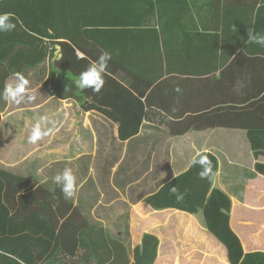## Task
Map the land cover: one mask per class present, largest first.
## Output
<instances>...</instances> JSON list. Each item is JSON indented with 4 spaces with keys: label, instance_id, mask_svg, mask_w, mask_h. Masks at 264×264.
<instances>
[{
    "label": "trees",
    "instance_id": "16d2710c",
    "mask_svg": "<svg viewBox=\"0 0 264 264\" xmlns=\"http://www.w3.org/2000/svg\"><path fill=\"white\" fill-rule=\"evenodd\" d=\"M5 14L16 28L0 33V125L9 113L4 85L20 72L39 90L33 96L81 95L85 111L102 115L98 135L108 123L113 140L106 152L97 153L94 175L90 166L82 170L87 179L80 189L76 183L69 200L54 183L55 175L46 183L30 178L28 161L21 169L0 165V264H135L132 205L183 173L197 152L171 151L186 135L188 113L197 109L184 98L168 118V106L156 95L172 78L162 68L171 58L185 66L178 73L188 79L200 73L198 67H211V74L227 64L241 45L251 46L249 34L264 32V0H0V15ZM57 45L62 48L58 60ZM105 51L112 59L102 90L77 88L80 73ZM232 140L217 155L228 173L226 190L238 196L236 180L257 175L241 168L245 152ZM85 160L91 162L92 155L78 162ZM240 189L246 192L244 183ZM92 195L97 198L90 205ZM106 208L116 213L110 224L101 217ZM158 231L165 242V229ZM241 264H264V252L247 254Z\"/></svg>",
    "mask_w": 264,
    "mask_h": 264
},
{
    "label": "crops",
    "instance_id": "0c3cea01",
    "mask_svg": "<svg viewBox=\"0 0 264 264\" xmlns=\"http://www.w3.org/2000/svg\"><path fill=\"white\" fill-rule=\"evenodd\" d=\"M260 35L264 36V32ZM55 59L60 57L56 55ZM195 66L196 61L190 68L195 69ZM184 67L183 64L174 65L170 58V62L162 69L172 78L159 88L160 92L156 91L160 104L168 106L166 112H170V119H173L174 114L171 108H176L181 99L185 98L188 107L194 106L197 109L195 113H188V121L184 125L186 135L172 143L171 151L205 152L209 155L215 175L211 180L201 179V169L189 166L183 173L162 185L157 192L132 205V261L139 264L137 257L140 258L141 253H137V250H151L152 243L153 247L160 250L163 237L158 230L171 223L173 238L175 235L179 237L181 233L186 236L185 248L198 247L194 240L188 238L194 224L197 229L194 227L193 231L205 234L203 238H207L208 233L212 242L223 247L218 248L207 241L209 247L205 251L200 250L203 256L198 264H241L247 253L264 252V46L255 43H251V46L241 45L227 64L212 69L211 74L208 73L211 67H198L200 73L196 72L186 79L178 73ZM15 82V79H11L9 84ZM29 87L31 93L39 92L37 87ZM189 90L192 92L185 96ZM75 94L74 97L64 99L46 96L45 100L42 98L45 94L42 97L36 94L32 102H8L9 113L3 115L0 125V165L21 169V163L28 161V176L37 178L41 183H46L68 167L75 175L80 189L87 179H83L82 170L90 166L89 175L95 174V162H100L96 155L107 151L113 133L107 123L98 135L97 128L103 121L102 115L93 109L85 111L83 97ZM112 101L116 103L120 100L113 98ZM122 102L128 105L130 100L123 97ZM26 104H32V107H21ZM14 105L19 108L11 112ZM41 116L47 117L46 122H41L42 131L47 134L35 144L30 143L29 139L21 142V137L31 135L32 127ZM118 127L116 124L117 135ZM99 137L104 139L101 141ZM229 139H233L234 147L241 148L240 153L245 152L247 162L240 165L241 168H249L257 175L252 179L240 176L236 180L238 196L226 190L223 179L229 181L228 173L222 172V161L217 155L219 151L224 152L225 149L219 148ZM86 155H92L91 162H78ZM57 167L58 172H53ZM192 171H195L194 175H190ZM201 180L207 185L203 192L206 194L204 200L215 203L212 205L209 201V204L198 206L199 210L190 211L184 208L189 204L187 195H191L190 192L197 185L200 186ZM243 183L246 192L240 189ZM173 186L183 195L180 202L174 203L176 196L171 194ZM87 198L91 205L97 196ZM92 212L95 214V209ZM114 213L106 208L101 217L106 224H110V221L114 222ZM171 216L173 219H170ZM180 216L184 218L183 221L187 220L182 230L178 224ZM243 226L248 227L243 229ZM178 255L179 252L173 253L167 264H179L176 258ZM160 257H163L161 252Z\"/></svg>",
    "mask_w": 264,
    "mask_h": 264
},
{
    "label": "clouds",
    "instance_id": "9594fccd",
    "mask_svg": "<svg viewBox=\"0 0 264 264\" xmlns=\"http://www.w3.org/2000/svg\"><path fill=\"white\" fill-rule=\"evenodd\" d=\"M16 25L5 15H0V33H7L15 30ZM249 42L264 46V36L259 34H249ZM112 59L111 53L105 51L98 60L89 64L87 69L80 73L79 78L75 81L77 88L81 90L91 89L93 92L99 93L104 87L108 61ZM15 77L14 84L6 83L3 88L2 98L4 101L14 104H20L22 102H32L35 97L31 94L29 87V80L20 72L13 73ZM180 91L179 88L176 89ZM47 117L41 116L39 121L32 127L31 135L28 137L30 143H37L42 139L47 132L42 131L41 122H46ZM206 151V150H205ZM190 166H198L201 171L199 176L201 179H208L215 175L213 172L212 162L209 159V155L205 152L197 151L196 154L189 161ZM54 183L60 187L61 192L66 200L72 199L75 196L77 187L76 180L72 170L66 167L61 173H58L53 178ZM171 194L176 196L177 202L183 199V195L179 193L178 189L173 186L171 188Z\"/></svg>",
    "mask_w": 264,
    "mask_h": 264
},
{
    "label": "rangeland",
    "instance_id": "374dc122",
    "mask_svg": "<svg viewBox=\"0 0 264 264\" xmlns=\"http://www.w3.org/2000/svg\"><path fill=\"white\" fill-rule=\"evenodd\" d=\"M20 123L22 125L24 124L23 119H21ZM25 139L28 140V136L25 135V136L20 138L21 142L24 141ZM194 174H195V171H192L190 173V175H194ZM200 186L197 185L196 188L190 192L191 195H189V194L187 195V196H189V198H188L189 204L184 208L195 212V210H197V209L199 210L198 206H200L201 204L202 205L205 203L209 204L210 200L209 201L204 200L206 194L203 193L204 190L206 189L207 185L204 182H202V180H201ZM175 202H177V201L174 199V203ZM214 203H215V201H210V204L213 205ZM163 215H166V214H163ZM172 216L170 217V219L171 218L173 219ZM174 216H175V218H177L176 215H174ZM183 219L184 218H182V216H180V219L178 221L179 226H181L180 227L181 230H182V227L185 224H187V220L183 221ZM194 227L197 229V226L195 224H194ZM194 227L191 230L192 234H190L188 238H190L191 240H194L195 244L198 247L189 248V249L187 247L185 248L184 245H185L186 236L184 237L182 233L180 234L179 237L175 235L176 239H174L175 237L174 238L172 237L173 231L171 228V223H169V224H166L162 228L165 229V233L167 234V238H168V236H171V238H168V239H166L165 242H163L164 246L162 245V248H160V250L158 247H156V248L153 247L154 243H152V249L151 250H150V248L146 249V251H144L143 249L137 250V253H141L140 258L137 257V262L139 264H161V263L167 264V263H169L171 255L173 253L179 252V255L176 257L179 260V264H191V263L198 264V261L203 256V254L200 250L205 251L204 249L207 250L209 247L206 244L207 241H210V243H212L214 246L216 245L218 248H223V247L219 246L217 243L215 244L214 242H212L213 241L212 238L207 236V235H209L208 233H206L207 238H203V237H205V234H203L201 232L199 233L198 231H196V232L193 231ZM247 227L248 226H243V229H245ZM203 244H204V247H203ZM160 252H161V256H163V257H160ZM212 252H215V251H212ZM215 253H218V252H215ZM167 255H170V257H167ZM158 258H160V259L158 260ZM184 259H186V261H184ZM156 260H158L157 263H155Z\"/></svg>",
    "mask_w": 264,
    "mask_h": 264
},
{
    "label": "water",
    "instance_id": "95a60500",
    "mask_svg": "<svg viewBox=\"0 0 264 264\" xmlns=\"http://www.w3.org/2000/svg\"><path fill=\"white\" fill-rule=\"evenodd\" d=\"M57 52H56V55L59 56L60 58L62 57V53H61V46L60 45H57Z\"/></svg>",
    "mask_w": 264,
    "mask_h": 264
}]
</instances>
